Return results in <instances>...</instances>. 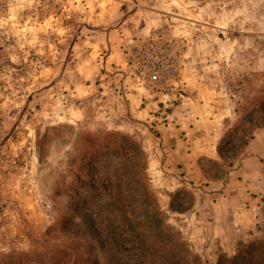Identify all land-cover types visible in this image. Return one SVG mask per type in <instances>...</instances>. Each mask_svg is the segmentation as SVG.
<instances>
[{"label":"rangeland","instance_id":"374dc122","mask_svg":"<svg viewBox=\"0 0 264 264\" xmlns=\"http://www.w3.org/2000/svg\"><path fill=\"white\" fill-rule=\"evenodd\" d=\"M153 32L181 55L163 88L127 58ZM175 130L205 139L172 155L161 138ZM238 168H264V0H0V264H161L168 249L256 264L264 180ZM138 175L163 222L139 262L129 234L119 250L92 230L110 218L119 236L121 214L98 204L122 188L143 210Z\"/></svg>","mask_w":264,"mask_h":264},{"label":"trees","instance_id":"16d2710c","mask_svg":"<svg viewBox=\"0 0 264 264\" xmlns=\"http://www.w3.org/2000/svg\"><path fill=\"white\" fill-rule=\"evenodd\" d=\"M130 170L133 172H137L136 168H130ZM135 174H138V173H135ZM137 179L138 181H136L137 182L136 186H133L130 183L129 185L132 186V192L134 191V193H136V195L140 197L138 198L137 201H138L139 206H141V208L143 209L142 211H137L133 206L130 208L129 206L125 204L123 199H124L125 193L129 195V190L123 189V188L120 189L119 192H117V197L115 198V200H110L109 202H104L103 204L97 203L98 205H105L108 203H112L114 207L113 209L116 212H119L121 214V218L118 221L119 222L118 223L119 236H115V233L113 230L114 222L110 218L107 219L106 222H102L101 224L99 223V221H96L98 223L97 224L98 228H92V227L91 228L93 231L96 232L99 239H101L102 241H109L113 246H115L119 250L121 249L122 243H125V241L130 240V239L124 238L125 234H129V236L132 237L135 243H137V245L132 244V246H134L135 249L132 247L131 249L135 250V252L137 251L138 253L137 262H139V260H143V258L147 259L148 258L147 256H150V257L155 256L156 249L154 247H158L160 243L155 239L154 233H151L149 230L155 229L156 232H159L161 228L163 227V222H162V218L157 215V211H156L157 209L152 210L149 207L147 197H146L147 188L145 187V184L142 181V177L138 175ZM99 194L103 196V193H99ZM106 196L109 198L111 197L109 194H106ZM129 208L131 212L134 214L133 218L136 217L137 221H139V219H141V216L145 215L147 218L151 220L150 225L146 224V226H144L145 224H142L140 222L136 223L135 221L131 220V217H130L131 212ZM88 220H89L88 224L91 225L93 223L91 216H88ZM163 231L166 234L164 235V238H169L172 242L175 241L174 238L169 233H167L165 230ZM117 237L123 238L124 240L122 239L121 241H119ZM247 251L248 253H251V256H249V258L253 257V255L256 254V247L254 246L249 247ZM159 253L161 254V258H163L162 263L180 264L179 261H181V259L180 258L178 259L175 257L176 255L172 249H168V251L161 250ZM113 258L117 260L119 257L117 254H114ZM181 262H184V258L182 259ZM185 262H186V259H185ZM239 262L241 261L239 260V256H238V257H235V259L231 261L229 259H223V261H220L219 264H237ZM145 263H149V262H145ZM155 263H159L158 259L155 260ZM254 263L264 264V260L260 257ZM132 264H136V263H132Z\"/></svg>","mask_w":264,"mask_h":264},{"label":"built area","instance_id":"2783aa9c","mask_svg":"<svg viewBox=\"0 0 264 264\" xmlns=\"http://www.w3.org/2000/svg\"><path fill=\"white\" fill-rule=\"evenodd\" d=\"M127 58L138 79L149 88H163L181 69L180 50L158 32H153Z\"/></svg>","mask_w":264,"mask_h":264},{"label":"crops","instance_id":"0c3cea01","mask_svg":"<svg viewBox=\"0 0 264 264\" xmlns=\"http://www.w3.org/2000/svg\"><path fill=\"white\" fill-rule=\"evenodd\" d=\"M122 4L123 5H126L127 2L126 1H123ZM130 15H132V16H130ZM130 15H129L130 16L129 19H131L133 17V15H135V14H130ZM107 65H109V64H107ZM178 123L183 124V121H181V120L178 119L175 122V125L176 124L179 125ZM166 129H168V128H166ZM179 131L175 130L174 131L175 132V135L174 134H169L170 136H167V135L164 134V136L161 138V141H163V143H162L163 146H165L168 142H173V145L175 147H173V146L171 147L172 155H176V152H178V153H181L182 152L183 153V156H186V155L188 156V155L191 154L190 152H188V151H191V150H189L191 148L190 145L194 143L197 146L198 145L197 142L204 141V139H205V138H196L195 141H190L188 139H185L184 137L182 138V135H183L182 130H179ZM173 135L175 137H173ZM199 145H201V144H199ZM164 149L167 150L169 148L165 147ZM195 151H196L195 149L192 150V152H195ZM197 155H200V154L198 153ZM239 170L242 171L243 173H246L248 170L250 171V174L246 176L247 177V181H250L251 180L250 183H252V184L254 182L255 183H260L259 185H261L263 183V180L264 179L263 178H260V177H263L264 176L263 175L264 174V168H238V171ZM202 177H203V175H202ZM216 181H218V180H216ZM216 181H215V183H217ZM230 188H231V186L225 185L224 188L219 189L220 191L215 190L214 191L215 192V195L216 196H219V195H221L223 193H227L228 191H230Z\"/></svg>","mask_w":264,"mask_h":264}]
</instances>
